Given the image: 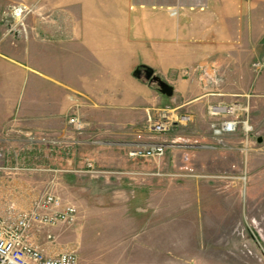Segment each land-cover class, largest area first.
I'll return each instance as SVG.
<instances>
[{
  "label": "crops",
  "instance_id": "0c3cea01",
  "mask_svg": "<svg viewBox=\"0 0 264 264\" xmlns=\"http://www.w3.org/2000/svg\"><path fill=\"white\" fill-rule=\"evenodd\" d=\"M100 5L87 14L78 11L67 22L35 25L34 34L17 47L3 38L0 147L8 159L41 155L29 144L26 132L33 131L76 138L92 148L93 156L78 152L66 157L62 152L67 167L80 162L84 169L88 159L101 169L168 173L184 165L187 154L188 165L205 174L218 175L211 173L217 167L228 169L232 156L239 158V136H228L229 148L214 152L207 105L229 103L248 87L263 93L256 100L264 98V75H246L254 60L264 59V0H101ZM39 28L45 38L39 36L43 39L37 43ZM195 65L219 68L225 84L217 88L207 83L206 77L214 75H201L199 68L192 70ZM143 67L170 83L173 96L162 94L143 73L139 76L136 70ZM164 110L191 113L193 120L177 124L171 135L149 140L148 117ZM74 115L83 120L81 133L69 124ZM140 134L147 139H138ZM151 141L175 143L158 161L128 156L135 144ZM43 156L51 165L60 157L52 152ZM141 177L138 194L145 199L140 206L151 215L175 216L197 207L190 199L195 189L163 176ZM131 178L124 180L132 183ZM117 197L130 198L125 190L116 192ZM130 238L141 240L134 253ZM148 238L157 240L159 234L111 232L109 264H149V251L159 252L160 246L142 242Z\"/></svg>",
  "mask_w": 264,
  "mask_h": 264
},
{
  "label": "rangeland",
  "instance_id": "374dc122",
  "mask_svg": "<svg viewBox=\"0 0 264 264\" xmlns=\"http://www.w3.org/2000/svg\"><path fill=\"white\" fill-rule=\"evenodd\" d=\"M100 2L101 0H0V45L5 44L3 38H7L9 46L17 47L21 41L34 34L35 25L38 27L45 23L67 22L70 16L75 19L78 11L80 14L83 13L80 11L87 14L92 8H99ZM39 30L35 39L37 43L45 38L42 28ZM256 62L263 63L264 59L254 60L250 65L251 73L247 72L246 75L253 74L254 78L264 75V68L254 66ZM230 67L232 68L231 65ZM195 68H199L201 75H214L205 79L214 87L219 88L220 83L226 82L219 76L224 75L223 72L215 66L195 65L192 70ZM151 83L157 87L156 83ZM243 92L237 99L226 104L250 100L249 120L254 127L255 144L247 160H244L238 149L239 158L236 159L233 153V162L228 169L222 166L217 167V171H211L222 177L163 176L195 189L193 199L192 196L190 199L191 203L195 200L197 207L181 211L180 215L175 216L151 215L149 210L140 206L141 200L145 198L138 194L141 186L137 180L144 175H131V183L124 180L127 176L114 179L84 174L80 171V162H73L67 167V162L61 158L64 152L67 153L66 157L78 152H89L87 155L93 156L92 148L80 145L76 138L61 137L70 139L71 142L53 147L41 141L29 143L41 154L35 159L12 160L6 156L0 160V214L5 213L11 204L17 210L28 209L36 199L43 198L48 193L56 194L66 204L76 205L79 217L75 223H61L42 230L36 235V241L50 253L75 251L79 264H109V246L114 241L109 239L110 233L120 231L128 232V235L141 231L159 234L157 240L149 239L150 237L142 240L143 243L160 246L159 252L149 251V264H264V98L256 100V96L263 93L255 92L252 87ZM211 104L221 103H209L207 113ZM208 116L211 122L216 120L209 114ZM176 125L173 124L163 134H173L177 129ZM238 136L240 141L242 134L239 133ZM143 139L147 138H141ZM215 147L213 150L217 153L226 148ZM49 152L60 156L52 165L43 156ZM183 159L184 165L168 173L189 168L195 170V173H207L206 170L199 171L195 166L188 165L190 161L187 154L183 155ZM88 161L91 160L87 159L85 163ZM124 190L129 199L127 196L114 199L116 192ZM133 202L137 203L135 209ZM48 233L53 235L52 239H48ZM201 236L204 237L202 240ZM127 241L132 243V253L137 250L135 244L141 242L138 238Z\"/></svg>",
  "mask_w": 264,
  "mask_h": 264
},
{
  "label": "built area",
  "instance_id": "2783aa9c",
  "mask_svg": "<svg viewBox=\"0 0 264 264\" xmlns=\"http://www.w3.org/2000/svg\"><path fill=\"white\" fill-rule=\"evenodd\" d=\"M254 66L258 69L264 68V62H256ZM249 102L250 100L246 99L245 102L240 101L232 104H211L208 112L212 118L216 119L211 122L216 146L229 148L228 136L241 133L242 139L237 149L243 155L244 160H247L255 144L254 127L249 120ZM68 121L77 133L83 131L84 123L79 116H71ZM190 121H192L191 114H178L174 110H164L157 117L150 115L146 128L149 134L148 139L153 140V135H161L169 131L173 124H187ZM26 135L29 143L41 141L42 143H49V146L52 147L71 142V140L62 139L59 136L49 137L33 131H27ZM138 138H143L142 134ZM72 142L75 143L76 141L72 140ZM173 143L175 142H139L129 149L128 156L132 159L158 161L164 157L167 146ZM5 157V152L0 148V160ZM80 171L96 178H120L137 174L133 171L101 169L93 161H88L86 167ZM138 174L172 178L222 177L221 175L195 173L192 168L175 173L154 171ZM78 217V207L71 203H64L54 193H48L45 197L36 199L34 205L28 209L17 210L14 204L9 205L5 213L0 214V264H79L78 255L75 251L50 253L36 241L38 232L61 223L73 224L78 220ZM47 237L52 239L53 235L48 233Z\"/></svg>",
  "mask_w": 264,
  "mask_h": 264
},
{
  "label": "water",
  "instance_id": "95a60500",
  "mask_svg": "<svg viewBox=\"0 0 264 264\" xmlns=\"http://www.w3.org/2000/svg\"><path fill=\"white\" fill-rule=\"evenodd\" d=\"M136 73L140 76L142 75V73L144 74V77L157 84V88L158 90L168 96L171 97L174 94V87L168 83L167 81L163 80L161 77H159L158 75H156L154 73V69H152L151 67H143V69L138 68L136 70ZM262 139H259V141H261Z\"/></svg>",
  "mask_w": 264,
  "mask_h": 264
}]
</instances>
